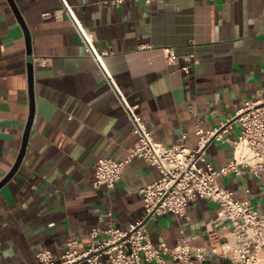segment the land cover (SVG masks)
I'll return each instance as SVG.
<instances>
[{"label": "crops", "instance_id": "0c3cea01", "mask_svg": "<svg viewBox=\"0 0 264 264\" xmlns=\"http://www.w3.org/2000/svg\"><path fill=\"white\" fill-rule=\"evenodd\" d=\"M68 1L96 44L110 50L106 63L160 140L195 146L199 123L220 125L246 100L264 97V0ZM63 7L62 0H0V264H41L36 251L43 246L59 254L71 235L87 246L95 225L130 226L144 213L140 188L161 174L133 156L115 186L93 185L98 158L124 157L136 133ZM167 45L178 62H166ZM189 54L195 60L186 70ZM30 62L34 118L22 159L2 181L17 161L31 110ZM232 125L207 146L218 168L233 156L241 123ZM218 179L264 211V172L243 167ZM220 206L199 196L186 216L151 217L149 234L176 244L187 233L207 246L201 264H236L221 251L233 223L217 221ZM167 264L180 262L168 257Z\"/></svg>", "mask_w": 264, "mask_h": 264}, {"label": "built area", "instance_id": "2783aa9c", "mask_svg": "<svg viewBox=\"0 0 264 264\" xmlns=\"http://www.w3.org/2000/svg\"><path fill=\"white\" fill-rule=\"evenodd\" d=\"M122 1L124 0H111L115 4ZM142 1L152 3L154 0ZM62 2V10L71 19L87 52L94 58L100 73L120 99L136 133V140L124 157L103 155L98 158L93 185L115 186L121 177L122 168L133 156L145 158L161 174L140 188L144 199V213L130 226L122 227L115 222H109L105 226L95 225L89 231L90 241L87 246H81L79 236L71 235L65 249L59 254H55L48 246L39 248L36 251L38 262L167 264L168 257H172L180 264H201L208 258L207 246L193 244L192 236L187 233H183L176 244H169L163 238L154 241L149 234L147 221L168 211L186 216L190 200L202 196L220 203L217 221L229 218L233 223L230 234L225 235L220 244L223 255L236 264H264V211L258 210L249 198L240 197L218 179L222 173H240L243 167L250 168L257 175L264 172V97L246 100L237 108L232 119L220 125L206 127L199 123L196 127L195 146L160 140L139 112L137 104L127 99L106 63L105 56L110 50L99 47L93 32L82 22L74 6L68 0ZM162 49L166 62L179 61L180 56L174 46L167 45ZM192 57V54L187 56L188 62L183 65L186 70L190 69L195 60ZM235 119L240 121L241 128L233 139V156L218 168L207 157V146L213 139L226 136ZM211 249L217 252L219 248L211 246Z\"/></svg>", "mask_w": 264, "mask_h": 264}, {"label": "water", "instance_id": "95a60500", "mask_svg": "<svg viewBox=\"0 0 264 264\" xmlns=\"http://www.w3.org/2000/svg\"><path fill=\"white\" fill-rule=\"evenodd\" d=\"M26 35H27V47H28V52L31 53L32 49H31V42H30V37H29V33H28V29L26 28ZM29 81H30V92H31V110H30V114L27 120V124H26V128L24 131V137H23V143H22V147L21 150L19 152L17 161L14 165V167L12 168V170L7 174V176L2 180L4 181L5 179H7L10 174L14 171V169H16V167L18 166L20 160L22 159V156L24 155V151H25V147L27 144V140H28V135L30 133V129H31V125H32V121L34 118V112H35V108H34V101H33V68H32V62H30V66H29ZM1 183V182H0Z\"/></svg>", "mask_w": 264, "mask_h": 264}]
</instances>
